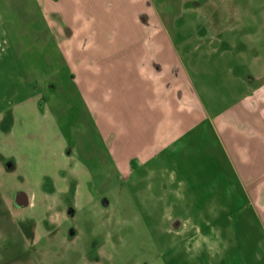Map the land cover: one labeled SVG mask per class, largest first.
Listing matches in <instances>:
<instances>
[{
	"label": "crops",
	"instance_id": "0c3cea01",
	"mask_svg": "<svg viewBox=\"0 0 264 264\" xmlns=\"http://www.w3.org/2000/svg\"><path fill=\"white\" fill-rule=\"evenodd\" d=\"M34 3L56 64L17 72L10 104L37 83L75 168L123 182L171 259L264 264V66L245 37L187 0Z\"/></svg>",
	"mask_w": 264,
	"mask_h": 264
},
{
	"label": "rangeland",
	"instance_id": "374dc122",
	"mask_svg": "<svg viewBox=\"0 0 264 264\" xmlns=\"http://www.w3.org/2000/svg\"><path fill=\"white\" fill-rule=\"evenodd\" d=\"M187 1L199 2L197 13L214 16L222 33L244 36L264 66V0ZM0 34V53L8 46L0 64V264H194L190 251L167 255L123 182L104 186L75 168L68 123L37 100V83L10 104L17 72L56 64L34 0H0ZM236 262L226 254L220 264Z\"/></svg>",
	"mask_w": 264,
	"mask_h": 264
}]
</instances>
